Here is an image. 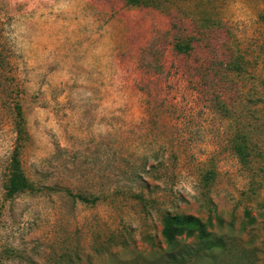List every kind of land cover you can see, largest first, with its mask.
<instances>
[{"label":"rangeland","instance_id":"374dc122","mask_svg":"<svg viewBox=\"0 0 264 264\" xmlns=\"http://www.w3.org/2000/svg\"><path fill=\"white\" fill-rule=\"evenodd\" d=\"M263 14L264 0H0L1 264L157 262L163 212L213 208L215 263L264 264ZM175 23L195 38L188 56ZM16 105L40 190L5 200ZM246 133L244 163L232 146Z\"/></svg>","mask_w":264,"mask_h":264},{"label":"trees","instance_id":"16d2710c","mask_svg":"<svg viewBox=\"0 0 264 264\" xmlns=\"http://www.w3.org/2000/svg\"><path fill=\"white\" fill-rule=\"evenodd\" d=\"M124 1L126 5L144 7H156L159 3V0ZM261 17L264 19V14L261 15ZM205 21L210 24L207 26L204 21H201L204 27H212L218 24L207 16L205 17ZM174 28H178L176 23L174 24ZM173 36L174 41L172 43L175 52L180 56L190 55L193 50L195 38L192 36L187 37L179 28L175 34L173 33ZM217 38H219V36ZM235 66L238 67L237 65ZM15 113V130L17 137L16 144L6 168V178L3 185L5 200L13 199L23 193H33L40 190V188L28 178L22 166L21 150L26 141L27 131L20 105H16ZM253 144L251 136H249L248 133L243 135L238 134L236 136L232 147L240 161L244 163L248 161V157L252 154V150L254 149ZM159 175V170L153 171L152 174L149 173V176L154 180H160L161 176ZM216 175L217 173L215 170H207L202 176V187L210 190ZM144 183L146 184L145 181ZM148 186L149 185L146 184V187ZM77 197H79L80 201L85 203H95L98 200L97 197L92 200L85 196L79 195ZM135 197L141 202H144V204L149 201L145 196L143 197L142 194H136ZM209 211L211 214L206 219L193 214L172 213L170 211L163 212L161 236L167 244V249L163 252V256L160 260L157 262H150L149 264H216V260L226 250V244L222 236H215L212 232L211 228L214 226L213 216L218 221L221 220L216 215V210H214V208ZM191 238H193L195 242L186 244L185 240ZM1 263L2 256L0 254V264Z\"/></svg>","mask_w":264,"mask_h":264}]
</instances>
